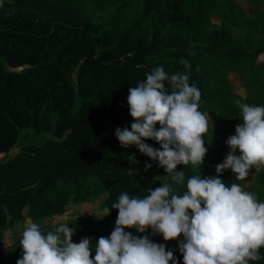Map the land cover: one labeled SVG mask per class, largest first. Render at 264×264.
<instances>
[{"label": "trees", "instance_id": "1", "mask_svg": "<svg viewBox=\"0 0 264 264\" xmlns=\"http://www.w3.org/2000/svg\"><path fill=\"white\" fill-rule=\"evenodd\" d=\"M244 1L247 10L236 0H0V154L19 148L0 157V249L5 231L26 209L40 224L63 215L72 202L106 194L109 211L102 223L81 217L68 222L90 231L73 242L89 237L95 243L113 230L118 209L112 204L121 192L143 197L168 178L158 161L135 145L123 147L115 136L117 127L130 129L134 120L129 88L154 67L187 73L199 88V110L208 119L205 145L241 122L231 73L241 80L259 73L243 84L242 103L264 104V0ZM241 30L260 33L259 45L249 48L235 35ZM222 150L210 160L205 155L201 170L190 164L177 170L183 168L186 178L199 171L216 175L215 166L230 149ZM131 156L141 173L132 170ZM146 162L152 167L145 169ZM253 172V183L244 189L264 200V167ZM220 176L244 186L231 169ZM153 241L173 249L183 264L177 239L165 241L159 234ZM22 254L20 247L11 262L0 264H16ZM259 254L249 264H264V247Z\"/></svg>", "mask_w": 264, "mask_h": 264}, {"label": "clouds", "instance_id": "2", "mask_svg": "<svg viewBox=\"0 0 264 264\" xmlns=\"http://www.w3.org/2000/svg\"><path fill=\"white\" fill-rule=\"evenodd\" d=\"M180 63L189 66L186 59ZM200 99L201 92L189 83L187 73L170 75L163 66L146 72L145 79L129 88L127 104L134 118L130 129L117 127L115 136L123 147L135 145L158 161L170 183L150 188L143 197L121 192L112 204L118 209L113 230L95 243L89 237L73 242L74 229L64 217L48 231L28 222L19 239L23 254L16 264H179L173 249L126 228L138 233L151 228L165 241L177 239L183 264H249L260 259L264 200L239 183H226L220 174L231 169L236 180H243L251 168L264 167V104L238 102L241 122L225 141L230 150L215 166L216 175L202 176L199 171L186 178L177 165L203 166L208 151L204 139L208 119L199 110ZM151 167L145 163V169ZM172 184L184 185V190L178 194Z\"/></svg>", "mask_w": 264, "mask_h": 264}, {"label": "rangeland", "instance_id": "3", "mask_svg": "<svg viewBox=\"0 0 264 264\" xmlns=\"http://www.w3.org/2000/svg\"><path fill=\"white\" fill-rule=\"evenodd\" d=\"M175 1H180V0H175ZM244 10H247L249 7V3L245 2L244 0H236ZM111 10H107L103 12L101 15L103 17L108 16L111 13ZM219 13L213 12L212 17H211V25L217 26V23L219 22ZM235 33L236 37L244 40L247 46L250 47H255L258 46L260 43V40L262 39V35L260 33H248L246 31H236ZM260 60L264 62V55L260 56ZM259 73H247L242 77V80L239 79V76L237 73H231L230 74V80L233 84V89L234 92L236 93V96L232 97V101L235 105H239V103L243 102V98L246 94L245 88L243 87V84L250 79H252L255 76H259ZM262 75V74H261ZM235 133L234 128L230 129L229 135L228 136H221L217 135V137L212 140L210 143L206 144L205 146L208 148V151L206 155H208V160L212 158V154L217 153L219 155L223 154V147H227L228 145L226 144V139ZM19 151L18 146H15L12 151L9 154L2 153L0 154V157L3 156H8V155H14ZM131 168L133 171L140 172L142 171V168L140 167L139 163L137 160L134 158V156H131ZM253 178V168L249 170V175L244 178L243 183H244V188H247ZM162 182H168L170 183L168 178H164ZM173 188V191L177 192L178 194L183 191V187H180L176 184L171 185ZM106 198V194L102 195L100 197L96 196H91L89 199L83 202H72L67 205L66 207V212L63 215L60 216H54L53 218H49L46 220H43L40 222V226L42 230L48 231L51 230L53 227L54 222H56L60 217H64V222L68 223L73 219L76 218H84L88 221H93L97 223H102L107 215V212L109 209L104 206L103 201ZM28 209L24 211V218L15 221L13 227L8 228L5 233H4V245L3 248L0 249V262L2 263H9L12 261L15 252L17 249H19L21 246H19V239L22 234L23 229L27 226L28 222H32L31 218L28 216ZM74 229V233L72 238L75 237H81L82 235H87L90 233L89 230H85L83 232L80 231V227L78 228L77 225H72L71 226ZM82 227V226H81ZM83 228V227H82ZM132 232L134 235L141 236L144 234L149 235V238L151 240H156L157 236L159 235L158 233H154L151 228L147 229L146 233H138L134 228H131L129 230ZM182 238V235H181Z\"/></svg>", "mask_w": 264, "mask_h": 264}, {"label": "crops", "instance_id": "4", "mask_svg": "<svg viewBox=\"0 0 264 264\" xmlns=\"http://www.w3.org/2000/svg\"><path fill=\"white\" fill-rule=\"evenodd\" d=\"M253 181H254V172H253V178H252V182H251V184L253 183ZM243 185H244V183H243Z\"/></svg>", "mask_w": 264, "mask_h": 264}]
</instances>
